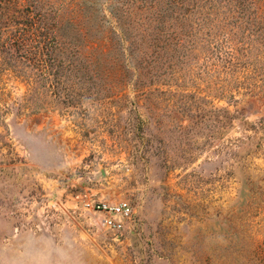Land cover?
Here are the masks:
<instances>
[{
	"label": "rangeland",
	"instance_id": "obj_1",
	"mask_svg": "<svg viewBox=\"0 0 264 264\" xmlns=\"http://www.w3.org/2000/svg\"><path fill=\"white\" fill-rule=\"evenodd\" d=\"M112 2L0 0V264H264V0Z\"/></svg>",
	"mask_w": 264,
	"mask_h": 264
},
{
	"label": "trees",
	"instance_id": "obj_2",
	"mask_svg": "<svg viewBox=\"0 0 264 264\" xmlns=\"http://www.w3.org/2000/svg\"><path fill=\"white\" fill-rule=\"evenodd\" d=\"M114 1L119 2L120 5H122V4H128V3H130V4L131 3H136V7L137 8H141V9H146L147 7H150V8L153 7V5H151L149 3L151 0H114ZM72 3L75 4V5H77V6H80V4L84 3V0H72ZM108 5L112 9L113 8L116 9L114 3L112 2V0H109ZM79 8L80 7H76V10H79ZM57 20H53L51 22L46 21V20H42V21H40V20L30 21L29 20L30 22L28 21V23L26 25L31 30L32 29H37V30H39L41 32L44 31V30L49 31L51 33V35H52V39L54 40L55 46L57 48L61 49L60 50L61 53L64 52V49H69V51H67V52H70V49H71L70 40L65 39L62 36V33L61 32H58V29L61 27V22L57 24ZM48 40L46 42H44L45 40L42 42V47L39 48V51H41L42 48H46V49L49 48L50 44H49ZM94 64H95L94 63V60H89L88 62H86V65L88 67H91ZM79 65L81 66V64H79ZM71 67L77 68L75 64H71Z\"/></svg>",
	"mask_w": 264,
	"mask_h": 264
},
{
	"label": "built area",
	"instance_id": "obj_3",
	"mask_svg": "<svg viewBox=\"0 0 264 264\" xmlns=\"http://www.w3.org/2000/svg\"><path fill=\"white\" fill-rule=\"evenodd\" d=\"M87 206L100 213L103 225L114 232L119 231L123 227L124 220L132 212V206L126 200L116 202L93 200L87 202Z\"/></svg>",
	"mask_w": 264,
	"mask_h": 264
}]
</instances>
